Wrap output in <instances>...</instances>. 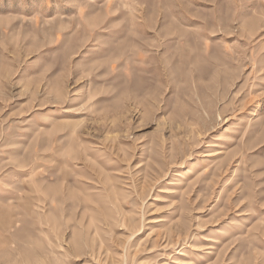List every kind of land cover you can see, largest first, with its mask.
<instances>
[{"label": "rangeland", "instance_id": "obj_1", "mask_svg": "<svg viewBox=\"0 0 264 264\" xmlns=\"http://www.w3.org/2000/svg\"><path fill=\"white\" fill-rule=\"evenodd\" d=\"M0 264H264V0H0Z\"/></svg>", "mask_w": 264, "mask_h": 264}]
</instances>
